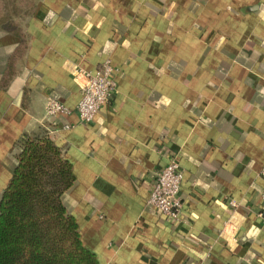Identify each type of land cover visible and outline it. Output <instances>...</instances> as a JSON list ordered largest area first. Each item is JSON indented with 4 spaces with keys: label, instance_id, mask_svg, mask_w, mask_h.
<instances>
[{
    "label": "crops",
    "instance_id": "crops-1",
    "mask_svg": "<svg viewBox=\"0 0 264 264\" xmlns=\"http://www.w3.org/2000/svg\"><path fill=\"white\" fill-rule=\"evenodd\" d=\"M105 61L115 92L81 122L76 71ZM41 128L99 264H264V0H0V197ZM172 157L178 221L147 202Z\"/></svg>",
    "mask_w": 264,
    "mask_h": 264
},
{
    "label": "trees",
    "instance_id": "trees-1",
    "mask_svg": "<svg viewBox=\"0 0 264 264\" xmlns=\"http://www.w3.org/2000/svg\"><path fill=\"white\" fill-rule=\"evenodd\" d=\"M0 197V264H99L62 202L75 178L46 129L22 140Z\"/></svg>",
    "mask_w": 264,
    "mask_h": 264
},
{
    "label": "built area",
    "instance_id": "built-area-1",
    "mask_svg": "<svg viewBox=\"0 0 264 264\" xmlns=\"http://www.w3.org/2000/svg\"><path fill=\"white\" fill-rule=\"evenodd\" d=\"M112 68L108 61L102 64L101 69L90 72L79 69L76 77L81 80V97L76 105V113L81 122H90L99 108L108 102L113 96L116 85L111 77ZM68 113L67 107L55 98H48L45 104V117L63 116ZM69 127L68 124L64 125ZM183 178V170L177 159L172 157L168 163L154 175L151 183L148 204L157 209L165 218L178 221L182 209L183 198L180 194V184ZM264 199V190L262 192ZM229 204L235 206L233 201ZM264 223V207L260 213Z\"/></svg>",
    "mask_w": 264,
    "mask_h": 264
}]
</instances>
